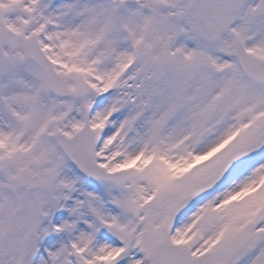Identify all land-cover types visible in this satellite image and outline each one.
Returning <instances> with one entry per match:
<instances>
[{
  "label": "snow or ice",
  "instance_id": "obj_1",
  "mask_svg": "<svg viewBox=\"0 0 264 264\" xmlns=\"http://www.w3.org/2000/svg\"><path fill=\"white\" fill-rule=\"evenodd\" d=\"M0 264H264V0H0Z\"/></svg>",
  "mask_w": 264,
  "mask_h": 264
}]
</instances>
